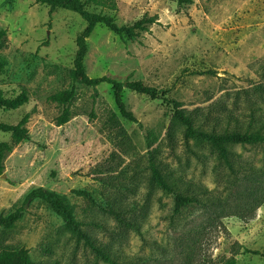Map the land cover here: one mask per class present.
Listing matches in <instances>:
<instances>
[{"label":"rangeland","instance_id":"374dc122","mask_svg":"<svg viewBox=\"0 0 264 264\" xmlns=\"http://www.w3.org/2000/svg\"><path fill=\"white\" fill-rule=\"evenodd\" d=\"M106 2L88 9L119 26L158 21L124 38L99 25L88 39L87 74L142 83L156 89L158 99L126 89L123 101L136 118L130 122L110 85L76 84L72 117L59 125L63 108L51 97L71 87L76 39L86 23L36 0H0V30L7 31L0 92L29 97L17 110H0V124L29 116L27 139L0 156V216L23 210L13 228L0 225V253L25 250L39 264H110L44 202L27 200L42 187L66 195L83 229L120 264H264V204L254 207V198L264 195V146H228L236 163L255 169L233 174L211 145L185 139L172 103L189 111L219 101L232 108L236 92L264 85V0ZM254 98L256 113H264V102ZM245 99L241 94L236 113L243 121L250 113ZM11 139L0 130V144ZM153 149L169 178L203 184L223 202L177 211L172 196L150 184L147 152ZM109 201L130 204L127 217L139 228L104 213Z\"/></svg>","mask_w":264,"mask_h":264},{"label":"trees","instance_id":"16d2710c","mask_svg":"<svg viewBox=\"0 0 264 264\" xmlns=\"http://www.w3.org/2000/svg\"><path fill=\"white\" fill-rule=\"evenodd\" d=\"M42 5H47L52 11L65 10L79 15L86 27L76 39L77 51L74 58V69L71 71L70 78L72 80L71 87L54 94L51 100L63 108L62 115L59 117V125L67 124L71 117L72 111L70 106L76 98L75 85L80 84L86 87L97 89L102 84L110 85L117 106L121 115L130 122H136L134 114L128 111L124 101L123 94L126 89L137 94L146 95L152 99H158L156 89L146 86L142 83H132L129 81L121 82L116 78L103 76L92 78L85 68V59L88 55V39L92 36L99 25H103L111 32L121 38L125 36L135 37V30H146L148 25L157 23L156 17L143 18L133 27L119 26L113 17L107 16L102 12H93L88 9V4L96 3L105 5L106 0H36ZM180 5L184 3H192V0H177ZM7 31L0 30V49L6 47ZM6 63L0 59V71H3ZM212 74V73H208ZM244 94L246 99L244 103L248 104L250 113L247 120L239 119L236 113L241 110L238 102L240 95ZM230 96V94H228ZM261 98L264 102V85L254 86L252 89L245 90L242 93H235L236 100L232 108L221 101L212 104L207 108H195L191 111L182 107L181 103L173 101L174 121L184 127V137L186 140H196L211 145L218 158L225 162L233 174L240 172L255 171L252 165L246 167L240 163H236L235 154L228 149L230 145H261L264 146V113L257 114L259 108H255L257 99ZM29 102L26 93L15 98H5L0 92V110H17ZM29 116L26 115L17 125L0 124V130L9 132L12 135L11 142L0 144V156L4 153H12L14 148L28 137ZM120 136H126V132L121 129ZM126 139V138H125ZM125 139H123L125 141ZM123 141V142H124ZM169 141L174 143V137L169 134ZM158 149L149 150L147 152L148 178L150 184L172 196L174 199L175 209L179 211L182 208H210L219 205L223 199L219 194H215L207 186L185 179H172L165 174V165L157 156ZM4 172V167L0 165V174ZM112 186L114 181H108ZM88 197L92 202L93 199L86 192H79ZM28 201L40 200L44 202L57 216L64 222L66 228L74 234L79 241L89 246L96 255L110 264H120L115 257L109 252L103 251L97 240L83 229L82 223L76 218L73 206L70 204L66 195L59 194L55 191L42 187L35 188L30 191L27 196ZM107 207H102V211L121 225L128 228H139L137 221L128 219L127 214L131 213L130 204H119L109 201ZM264 204V195L254 198V207L257 209ZM22 209L10 214L7 217L0 216V225L5 228H13L15 223L22 217ZM253 217H245V221L251 220ZM259 254V253H255ZM0 264H39L32 261L25 250L21 251H4L0 253ZM230 264H233L232 262Z\"/></svg>","mask_w":264,"mask_h":264}]
</instances>
